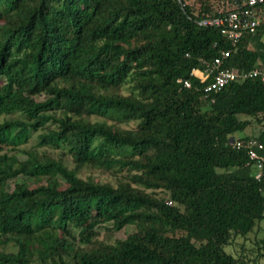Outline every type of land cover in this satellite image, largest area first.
<instances>
[{"label": "trees", "instance_id": "obj_1", "mask_svg": "<svg viewBox=\"0 0 264 264\" xmlns=\"http://www.w3.org/2000/svg\"><path fill=\"white\" fill-rule=\"evenodd\" d=\"M223 1L0 0V264L264 263V164L230 146L264 143V82L191 77Z\"/></svg>", "mask_w": 264, "mask_h": 264}, {"label": "built area", "instance_id": "obj_2", "mask_svg": "<svg viewBox=\"0 0 264 264\" xmlns=\"http://www.w3.org/2000/svg\"><path fill=\"white\" fill-rule=\"evenodd\" d=\"M232 4L223 1L219 15L199 22L201 26L216 28L220 30L229 48L214 45L218 54L210 60H202V69H193L191 77L211 78L212 81L203 88V93L208 98L213 93L225 88L233 82L245 81L248 79L260 78L264 82V70L257 67L253 70H239L226 65L233 50L237 49L242 37L245 34H257L264 26V14L262 7L264 0H231ZM201 75V76H199ZM186 89L193 86L191 79L179 81ZM230 146L238 151H246L251 161L257 162L259 169L264 164V143L257 137L249 139L232 138ZM261 174L257 175L260 179Z\"/></svg>", "mask_w": 264, "mask_h": 264}, {"label": "rangeland", "instance_id": "obj_3", "mask_svg": "<svg viewBox=\"0 0 264 264\" xmlns=\"http://www.w3.org/2000/svg\"><path fill=\"white\" fill-rule=\"evenodd\" d=\"M122 126L124 128H134L136 126V124L134 122H131L129 124L124 123L122 124ZM251 132V129H248L247 131L243 132V133H238L236 135V138H241L243 136L248 135ZM36 143V135L34 136V138L32 139L31 144H35ZM88 176H92L95 178L100 179L103 182H109L114 184L115 183V178L114 176H112L111 174L107 173V172H103V171H99V170H95V171H87L84 174H82V177L84 179H86ZM11 185H13V182H11ZM261 230H258L257 233L252 234L249 236V240L248 241H244L243 238H239L237 240V245L232 246L230 248H228V251L231 253H235L236 251L239 250V245L243 244L244 242L247 244V247L249 249H254L256 247L255 242L256 240H260V239H264V221L261 224ZM131 233V230H123L119 233L116 234L117 238H126L129 234ZM264 264V263H263Z\"/></svg>", "mask_w": 264, "mask_h": 264}, {"label": "crops", "instance_id": "obj_4", "mask_svg": "<svg viewBox=\"0 0 264 264\" xmlns=\"http://www.w3.org/2000/svg\"><path fill=\"white\" fill-rule=\"evenodd\" d=\"M249 49L258 55L257 67L264 70V29H260L257 34L251 35L249 38ZM249 134H253L252 131ZM254 135L257 136V132Z\"/></svg>", "mask_w": 264, "mask_h": 264}]
</instances>
